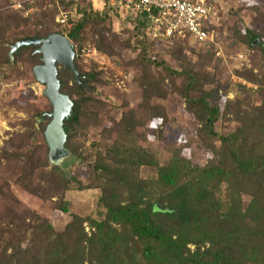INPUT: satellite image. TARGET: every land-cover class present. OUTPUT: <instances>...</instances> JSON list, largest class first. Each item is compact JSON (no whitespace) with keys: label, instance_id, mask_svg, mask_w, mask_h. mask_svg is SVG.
<instances>
[{"label":"trees","instance_id":"1","mask_svg":"<svg viewBox=\"0 0 264 264\" xmlns=\"http://www.w3.org/2000/svg\"><path fill=\"white\" fill-rule=\"evenodd\" d=\"M81 1L36 0L34 12L25 17L0 4V72L24 78L21 63L34 66L40 54L34 44L21 45L11 60V45L24 37L61 33L74 45V66L86 82L78 84L70 69L56 64L60 91L73 102L64 126L68 158L50 162L43 134L50 117L37 109L0 147V196L5 199L0 264H264V11L253 5V27H231L235 39L260 53L256 71L237 73L256 85L253 90L240 81L221 80L223 64L214 60L213 42L205 52L193 49V58L184 54L188 34L165 38L172 42L167 53L178 60L175 67L163 55L154 57L150 48L155 42L140 36L152 22L147 12L129 11L137 30L133 40L120 39L109 16L117 6L93 12L92 0ZM73 8L69 27L55 21L59 11ZM28 25L33 32L23 34ZM118 44L136 51L134 57L119 56ZM86 46L133 68L139 88L135 106L126 98L109 102L99 97L98 87L110 84L113 72L98 70L95 63L85 70L79 54ZM171 94L183 101L196 121V138L212 154L203 162L193 161L180 147L160 161L143 143L150 121L160 119L157 132L168 126ZM214 95L225 98L222 109L211 101ZM225 121L234 127L219 129ZM92 129L98 138L87 146ZM75 161L85 166V184L64 169ZM143 168L152 171L144 175ZM12 183L29 196L51 201L65 221L52 224L15 196ZM81 189H98L99 218L71 211L66 194Z\"/></svg>","mask_w":264,"mask_h":264},{"label":"rangeland","instance_id":"2","mask_svg":"<svg viewBox=\"0 0 264 264\" xmlns=\"http://www.w3.org/2000/svg\"><path fill=\"white\" fill-rule=\"evenodd\" d=\"M35 1L0 0V4L2 8L6 10L12 9L25 17L34 12ZM53 1L58 2V0ZM45 2L48 3L49 0H45ZM81 2L85 4L83 1ZM204 2L211 8L213 13L209 23L213 28H208L214 34L213 41L208 42L214 43L212 46L214 60H219L223 64L221 67V80L230 83L240 81L254 90L256 85L239 77L237 73L246 69L256 71L260 62V53L235 39L231 27L233 24H237L242 31L253 27L255 11L252 6L256 5L264 11V0H204ZM106 5L101 4L99 0H92L93 12H100ZM75 14L76 10L74 8L67 11L61 10L55 16V21L69 27L70 19L74 18ZM109 16L111 18L112 31L117 34V37L120 39L131 37L130 40H133V35L131 34L137 30L135 17L129 16L128 11L122 10L118 6L117 10L109 11ZM62 19L64 21H61ZM21 30L23 34L33 32V28L30 25L22 27ZM160 30V24L152 21L142 30L140 36L143 34L147 42H155L150 48L154 57L159 59L160 55H163L168 64L176 67L178 66V60L167 53V48L171 46L172 42L167 41L166 37H162ZM19 36L23 35L20 34ZM187 41L188 47L184 50V54L187 56L196 58L193 49H199L202 52L211 49L210 45L207 44L208 42L199 43L190 36H187ZM117 49L118 55L125 60H129L136 54V51L125 49L121 44H118ZM79 56L82 59L85 70H88L89 66L95 63L98 70L113 72V79H110V84L98 87L99 97L109 102L114 100L120 102L126 98L130 106L137 104L139 88L132 79L134 73L132 67H122L119 64H115L109 57L92 46L83 48ZM114 57L117 58L116 55ZM32 67L30 64L21 63V69L25 73L24 78H17L14 75L8 77L6 76L8 74L7 70L0 72V147L9 137L11 130L23 127L21 122L29 117V113L35 109L47 112L51 108L48 99L43 95L44 86L34 78ZM206 71H209V68H206ZM227 96L232 98L233 93L229 92ZM211 101L222 109L225 98L222 96L218 98L217 95H214ZM166 106L170 118L168 126L161 132H157L156 128L160 124V119H154L144 129L147 139L143 143L147 148L160 161H166L176 147L182 148L183 154L191 157L195 162L200 163L211 157V152L201 147L196 138V121L191 114L186 112L183 101L176 95L171 94L166 101ZM234 125V123L225 121L224 123H219L218 128L227 130L233 128ZM98 134L97 129L90 130L87 134L86 145L88 146L91 141L98 138ZM64 169L67 175H75L81 184L87 183L85 166L79 161L65 164ZM151 171L152 169L150 168H143L142 174L147 175ZM12 190L15 196L23 203L47 215L52 224L60 226L65 221L66 216L59 210L53 209L51 201H42L34 196H29L16 185H13V183ZM66 195L71 200L70 209L72 212L92 215L97 218L102 215L98 189L70 190ZM4 202L5 199L0 196V207Z\"/></svg>","mask_w":264,"mask_h":264},{"label":"water","instance_id":"3","mask_svg":"<svg viewBox=\"0 0 264 264\" xmlns=\"http://www.w3.org/2000/svg\"><path fill=\"white\" fill-rule=\"evenodd\" d=\"M257 40H255L256 42ZM40 44L37 49L42 54V63L33 67L32 72L35 79L44 86L43 95L51 104V111L47 113L50 117L44 129V138L48 146V158L53 164H60L70 156L66 148L65 121L71 117L73 102L70 97L60 91V80L57 77L56 64L72 71L78 84H86L82 80V74L74 66V45L70 39L61 33H52L46 38L24 37L11 45L9 56L13 59V53L21 45ZM41 120L44 118L41 117Z\"/></svg>","mask_w":264,"mask_h":264},{"label":"built area","instance_id":"4","mask_svg":"<svg viewBox=\"0 0 264 264\" xmlns=\"http://www.w3.org/2000/svg\"><path fill=\"white\" fill-rule=\"evenodd\" d=\"M103 5H114L125 11L147 12L151 21L160 24L162 37L188 34L198 42L213 41L208 29L211 8L204 0H99ZM61 21H64L62 19Z\"/></svg>","mask_w":264,"mask_h":264},{"label":"flooded vegetation","instance_id":"5","mask_svg":"<svg viewBox=\"0 0 264 264\" xmlns=\"http://www.w3.org/2000/svg\"><path fill=\"white\" fill-rule=\"evenodd\" d=\"M29 37H34V36H29ZM36 38H39V37H36ZM45 38H46V37H45ZM40 39H41V38H40ZM31 44H33V43H31ZM34 45H36V48L34 49V51L40 54V57H39V58L41 59V62L38 63V64H41V63H42V54H41L40 52L37 51V49L40 47V44H34ZM35 65H37V64H35ZM35 65H34V66H35ZM34 66H33V67H34ZM33 67H32V69H33ZM32 73H33V72H32ZM34 78H35V77H34ZM36 81H37V80H36ZM48 112H50V111L45 112V115H47ZM47 116H48V115H47ZM42 117L44 118V116H42Z\"/></svg>","mask_w":264,"mask_h":264}]
</instances>
